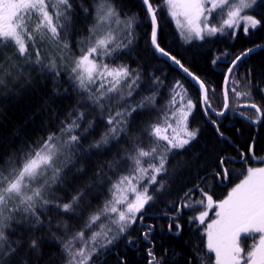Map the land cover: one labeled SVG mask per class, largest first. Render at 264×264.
Segmentation results:
<instances>
[{
	"label": "snow or ice",
	"instance_id": "snow-or-ice-1",
	"mask_svg": "<svg viewBox=\"0 0 264 264\" xmlns=\"http://www.w3.org/2000/svg\"><path fill=\"white\" fill-rule=\"evenodd\" d=\"M165 3L188 43L193 38L204 40L206 36L223 34L225 29L242 26L247 34L250 29L264 26V17L254 14L257 7H264V0H165ZM142 4L151 22L150 43L154 52L171 60L204 90L205 115L211 112L224 116L225 111L211 107L205 82L160 46L159 6L154 7L152 0H142ZM83 11L88 13L89 8ZM93 11L95 24L88 29L89 46L81 49V55L68 69L67 82L79 98L64 119L59 120L57 115L59 124L54 131H47L36 140L24 139L19 145L6 144L7 138L0 132V264H101V257L121 239L129 245L138 243L131 234L137 224H143L140 237L149 244L148 264H181L180 260L166 258L167 249L164 255L155 252L153 235L157 225L146 223L145 219L150 208L169 194L167 178L186 167L183 161H177L171 170L168 165L170 157L182 155V150L197 138L199 130L190 129L188 124L196 105L191 99L185 102L187 90L177 81L163 118L158 117L144 129L134 126V113L155 106V88L150 85L152 95L135 100L141 87L140 73L127 65L103 63L99 57H110L132 44L137 14H124L122 18L111 0H100ZM73 13V0H0V45L5 48L11 45L15 55V59L11 56L0 59V92L5 98H11L9 85L30 90L41 81H48L54 94L50 102L55 103L63 87L61 64L67 60L64 53L70 50L67 36L73 27ZM213 13L222 14L219 25L211 22ZM112 23L123 25L125 38L119 43L110 27ZM99 25H108V31L98 35ZM253 51L249 48L232 58L226 82ZM27 69L40 73L39 77L34 78ZM152 83L158 86L161 81L154 77ZM232 83V94L244 100L237 107L252 110L251 114L245 111L237 114L250 124H264V103L256 102L252 80L245 77L242 90H238L240 80ZM259 91L264 93V88ZM224 95L223 108L227 110L230 107L227 87ZM177 97L182 102L179 106ZM50 102L45 101V106L50 108ZM97 109L102 116L108 113L106 131L88 143L86 149L85 142L95 131L90 117ZM49 119L52 127L51 112ZM209 119L218 136L227 140L217 121ZM145 136L149 140L147 146ZM122 142L129 147L118 150L109 163L101 165L91 182L75 187L70 197L59 195L65 191L63 185L75 184L82 178L84 170L77 167L81 158L89 152L104 155ZM252 151L250 146L248 153H239V161L246 166L243 178L223 199L214 200L209 186L197 184L184 193V203H177L172 214H164L169 220L167 230L176 236L182 232L178 214L185 208L197 211L191 221L204 226L206 244L203 247L190 244V251L182 257L183 264H264V166L249 165ZM128 161L132 162L130 166ZM234 162L227 156H217L211 178L221 183L229 181L233 170L228 165ZM122 165L129 167L128 174L119 175L115 182L106 176L104 169L111 171ZM106 183L111 185L108 198L94 205L97 190ZM210 212L214 218H210ZM73 220L82 222L78 230H74L77 225L69 223ZM18 233L23 235L13 239ZM248 240L250 245H246ZM209 254L214 256V262ZM120 264L127 261L120 258Z\"/></svg>",
	"mask_w": 264,
	"mask_h": 264
},
{
	"label": "trees",
	"instance_id": "trees-1",
	"mask_svg": "<svg viewBox=\"0 0 264 264\" xmlns=\"http://www.w3.org/2000/svg\"><path fill=\"white\" fill-rule=\"evenodd\" d=\"M100 0H73V27L70 29L67 40L70 50L64 53L67 58L66 62L61 64L63 73V87L59 89L55 103L50 102V98L54 95L51 92V84L48 81H41L35 89L25 90L23 88H12L9 85L11 98H5V94L0 92V132L7 138V143L15 142L19 145L24 139L36 140L40 136H44L47 131H54L58 126L59 120L64 119V114L70 110V106L75 104L79 98L69 81L68 69L79 55L81 49L89 46L88 29L95 24V12ZM111 2L121 12L122 18L124 14H137V24L134 29V38L131 45L122 48L110 57L101 56L99 59L103 63L109 65H127L141 75V87L139 94L135 95V100H140L144 96L152 95L149 91L151 85L155 88V106L148 109H142L134 113L135 125L141 129L147 128L149 124L157 121V118H163V113L168 106L170 97L173 95L172 86L179 81L187 90L185 102L191 99L196 107L189 116V128L199 130L197 138L190 145L182 150V155L169 159V169L171 170L177 161L186 163V167L180 169L178 174L167 178L169 194L163 199L158 200L146 213V223L157 225L153 235V243L155 252L158 255H164L167 249L166 258H174L180 260L183 264L182 257L186 256L190 251L189 245L196 244L203 247L206 244V236L203 235V225L192 222L191 218L198 214L197 211L184 209L179 215V222L182 225V232L179 236L167 230L168 217L165 213L172 214L177 203H184L182 197L190 188H194L197 184L201 187L209 186L214 194V199L221 200L229 189L243 178L245 165L239 161V153H248L250 146L252 153H249V165L256 167L261 165L260 161H264V124L250 125L237 114L239 111H245L251 114L252 110L241 109L238 104H243V98H236L232 92L233 80H240L241 84L238 90L243 89V80L248 77L254 85L252 92L256 102L264 103V93L259 91L264 88V47L258 49L239 63V66L231 74L228 81V102L229 109L223 118H219L209 112L204 114L206 105L201 100V93L196 84L187 77L183 76L170 63L164 60L159 54L155 53L151 43V24L145 6L141 0H111ZM153 6H159L157 11L158 19V41L160 46L169 51L171 55L180 59L181 62L190 69L200 80L205 82L207 88L208 101L211 107L217 111H223V82L225 74L231 65L232 58L246 51L249 48L264 45V26L250 30L244 34L241 30L234 35L231 32L219 34L212 37H206L204 40H192L186 42L178 32L173 20L170 18L165 7V0H152ZM83 8H89V12L85 13ZM257 17H264V7H257L254 11ZM111 29L115 30L116 43L125 38V32L122 30L123 25L112 23ZM109 26L104 29L97 28V34L103 35L108 31ZM11 56L15 59L13 48L8 45L5 48L0 45V59ZM220 57V59H217ZM216 60V63H213ZM31 72V69H27ZM34 78L39 77L40 73L31 72ZM158 77L161 83L157 86L152 83L153 78ZM46 85V87H44ZM96 87V85H93ZM67 89V91H65ZM45 101L50 102V108L45 106ZM182 102L177 97V106ZM85 111H88L85 109ZM51 112L50 125L49 113ZM114 114V113H113ZM108 113L102 116L99 109L90 117L93 120L94 133L89 137V141L85 142L87 149L88 143L99 139V136L106 131V118ZM209 117L215 119L221 131L228 138L221 139L215 126L210 122ZM20 139L17 140L16 137ZM149 140L144 137V145L147 146ZM129 146L123 142L112 148L111 152L104 155H91L81 158L77 164L78 168L84 170L82 178L72 185H63L64 192L59 193L61 196L70 197L75 187H79L84 183H89L94 177L101 165L109 163L118 150L126 149ZM94 151V150H93ZM123 156V152H121ZM217 156H227L234 160L228 166L232 169V177L229 181L221 183L211 178V172L214 170V164ZM254 156V158H253ZM90 157V158H89ZM131 161L127 164L130 166ZM208 170L207 172L205 170ZM75 172V169L73 170ZM106 176L113 182L118 179L119 175L128 174L129 167L121 166L120 168L104 169ZM80 175L79 173H76ZM204 177L203 182L201 178ZM110 184H105L103 189L97 190L98 199L93 201L94 205L103 203L108 198V188ZM195 198H199L196 194ZM74 225L82 223L80 221H70ZM143 224H137L131 231L132 237L138 241L136 245H129L126 240L121 239L115 247L106 255L101 257V264H120V258L127 261V264H148L149 257L146 249L149 244L140 237V229ZM23 233H18L13 239H18ZM173 251L176 253L173 257ZM209 258L214 262V256L209 254Z\"/></svg>",
	"mask_w": 264,
	"mask_h": 264
},
{
	"label": "rangeland",
	"instance_id": "rangeland-1",
	"mask_svg": "<svg viewBox=\"0 0 264 264\" xmlns=\"http://www.w3.org/2000/svg\"><path fill=\"white\" fill-rule=\"evenodd\" d=\"M165 7H166L167 12H168V14H169L168 6H167L166 3H165ZM169 16H170V18H172L170 14H169ZM213 17H214V18H213L212 21H211L213 24L219 25V24L222 22V18H223L222 14L213 13ZM172 20H173L174 24L176 25L177 30L181 33V28L178 26L176 20L173 19V18H172ZM180 20H181V23H184L183 17H180ZM107 26H108V25H99L98 28L101 30V29L106 28ZM240 30H241L244 34H246V33L242 30V26H241L240 28H236V29H225V31H233L234 33L238 32V31H240ZM250 30H252V29H250ZM250 30H249V31H250ZM206 37H207V36H206ZM193 39H195V38H193ZM64 55H65V54H64ZM263 166H264V165H263ZM237 183H239V182H237ZM234 185H235V184H234ZM234 185H233V186H234ZM229 191H230V190H229ZM214 200H218V199H214ZM182 203H183V202H182ZM185 209L190 210L189 208H185ZM209 216H210V218H214V213H213V212H210Z\"/></svg>",
	"mask_w": 264,
	"mask_h": 264
},
{
	"label": "water",
	"instance_id": "water-1",
	"mask_svg": "<svg viewBox=\"0 0 264 264\" xmlns=\"http://www.w3.org/2000/svg\"><path fill=\"white\" fill-rule=\"evenodd\" d=\"M262 47H264V45H262L261 47H254V48H252V49H254V51H256V50H258V49H261ZM253 51V52H254ZM252 53V52H251ZM250 53V54H251ZM159 54V53H158ZM160 55V54H159ZM161 56V55H160ZM161 57H163L167 62H169L170 64H172L174 67H175V69H177L179 72H181L184 76H186V77H188L176 64H174L171 60H169L168 58H166V57H164V56H161ZM232 65H230V67H231ZM229 75V73H228V71H227V73H226V76H228ZM225 76V77H226ZM189 79H191L190 77H188ZM192 80V79H191ZM193 81V80H192ZM194 82V81H193ZM228 82V81H227ZM227 82H226V80L224 79V83H223V94H224V92H225V88L227 87ZM194 83H196V82H194ZM197 84V83H196ZM197 86L199 87V85L197 84ZM199 89H200V87H199ZM200 91H201V100H202V102H203V96H204V90H202V89H200ZM224 103H225V95H224ZM243 109V108H242ZM223 111H225V113H227V110H224V108H223ZM213 114V113H212ZM226 115V114H225ZM224 115V116H225ZM218 117H223V116H218ZM246 122H248L249 123V121L248 120H246V119H244ZM257 124H259V123H257Z\"/></svg>",
	"mask_w": 264,
	"mask_h": 264
},
{
	"label": "bare ground",
	"instance_id": "bare-ground-1",
	"mask_svg": "<svg viewBox=\"0 0 264 264\" xmlns=\"http://www.w3.org/2000/svg\"><path fill=\"white\" fill-rule=\"evenodd\" d=\"M142 1V0H141ZM224 117V116H223ZM223 117H220V118H223ZM243 119V118H242ZM243 121H245L244 119H243ZM246 122V121H245ZM248 123V122H247ZM248 124H250V123H248ZM250 125H257V124H250ZM197 224L198 225H200L198 222H197Z\"/></svg>",
	"mask_w": 264,
	"mask_h": 264
},
{
	"label": "flooded vegetation",
	"instance_id": "flooded-vegetation-1",
	"mask_svg": "<svg viewBox=\"0 0 264 264\" xmlns=\"http://www.w3.org/2000/svg\"><path fill=\"white\" fill-rule=\"evenodd\" d=\"M250 244H251L250 240L246 241V245H250Z\"/></svg>",
	"mask_w": 264,
	"mask_h": 264
}]
</instances>
